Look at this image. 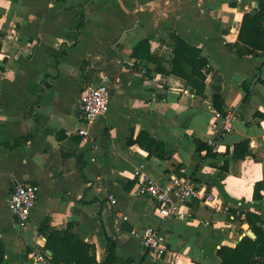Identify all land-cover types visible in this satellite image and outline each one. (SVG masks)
I'll return each instance as SVG.
<instances>
[{
	"label": "crops",
	"instance_id": "obj_1",
	"mask_svg": "<svg viewBox=\"0 0 264 264\" xmlns=\"http://www.w3.org/2000/svg\"><path fill=\"white\" fill-rule=\"evenodd\" d=\"M259 2L0 0V264H41L34 253L50 251L46 229L76 234L99 263L112 239L115 264H221V247L254 238L245 219L250 213L264 221V119L257 117L264 112V54L240 57L231 47L244 14ZM172 33L209 61L200 96L171 73ZM146 39L157 63L132 56ZM105 79L110 110L88 136L79 135L81 91ZM216 92L228 120L215 118ZM142 131L163 144L166 158L129 143ZM245 140L253 156L237 159L235 145ZM198 142L212 152L198 151ZM185 176L215 198L193 200L187 219L161 215L140 192L150 179ZM19 182L39 187L25 229L9 206ZM225 207L243 214L232 219ZM146 227L157 230L164 255L141 244Z\"/></svg>",
	"mask_w": 264,
	"mask_h": 264
},
{
	"label": "trees",
	"instance_id": "obj_2",
	"mask_svg": "<svg viewBox=\"0 0 264 264\" xmlns=\"http://www.w3.org/2000/svg\"><path fill=\"white\" fill-rule=\"evenodd\" d=\"M256 13L252 11L244 14L238 40L231 48H236L240 57L254 55L257 52L264 54V0H260ZM171 39L175 43V54L173 59L172 74L186 80L187 84L195 90L197 95H202L206 89L207 74L205 70L210 71L211 67L207 58L202 56V50L183 39L176 33L171 34ZM149 40L140 41L134 48L132 56L138 60H148L157 63L158 59L150 53ZM159 71L164 72L163 69ZM224 97L221 93H214L213 107L225 115ZM257 117L264 119V112L257 113ZM30 137L19 139L16 144L29 140ZM129 143H136L145 148L149 155H155L160 158H166L163 151V144L154 139L146 131H142L136 140H130ZM198 151L206 150L212 152V148L207 143L198 142ZM253 156L248 140L235 145L234 157L245 159ZM262 185H256V191L260 190ZM255 198H259L255 192ZM236 213V209H231ZM243 213L241 212V215ZM240 215V216H241ZM240 216L237 219H240ZM246 222L255 238L244 236L242 240L234 247L223 246L218 250V256L221 264H264V221L253 214H246ZM47 238L46 249L52 252L51 260L54 263L63 264H115L116 245L112 239H108L109 248L105 260L101 263L97 261L94 247L80 239L76 234L57 229L43 232Z\"/></svg>",
	"mask_w": 264,
	"mask_h": 264
},
{
	"label": "built area",
	"instance_id": "obj_3",
	"mask_svg": "<svg viewBox=\"0 0 264 264\" xmlns=\"http://www.w3.org/2000/svg\"><path fill=\"white\" fill-rule=\"evenodd\" d=\"M110 99L111 90L107 79L98 85H88L83 88L78 105L83 125V127L77 129L79 135L88 136L96 121L109 112ZM215 118L216 120H228L229 117L226 118L219 111H215ZM226 128L229 130L228 124H226ZM141 171L140 168L135 172V175L140 176ZM140 192L148 194L158 203L161 215L181 220L190 217L188 207L193 200L199 199L211 204L215 202V198L212 195L203 193L195 180L189 176L171 177L165 183L150 179L140 187ZM38 195L39 187L37 185L23 182L17 183L9 195V206L22 229L28 227L31 222L32 212L37 206ZM111 199L116 204V200L113 197ZM224 210L231 215L232 219L240 216V211H237L235 215L229 207H225ZM133 233L136 234V232ZM139 235L143 247L157 257L167 252V248L155 228L146 227ZM34 256L41 264H57L51 260V256L42 248L37 249Z\"/></svg>",
	"mask_w": 264,
	"mask_h": 264
},
{
	"label": "water",
	"instance_id": "obj_4",
	"mask_svg": "<svg viewBox=\"0 0 264 264\" xmlns=\"http://www.w3.org/2000/svg\"><path fill=\"white\" fill-rule=\"evenodd\" d=\"M252 12H253V13H256V10H253ZM54 177H55V180H56L57 184H58L59 187H60V181H59V178H58V176H57L56 173H54ZM244 228H245V229H248V228H249V225L246 224V225L244 226ZM254 238H255V236H254ZM48 255H49V256H52V253H51L50 251H48Z\"/></svg>",
	"mask_w": 264,
	"mask_h": 264
}]
</instances>
